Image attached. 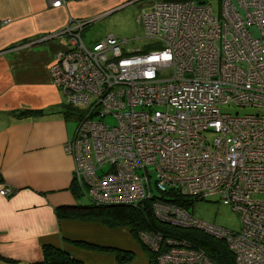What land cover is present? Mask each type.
Listing matches in <instances>:
<instances>
[{
	"label": "built area",
	"instance_id": "built-area-1",
	"mask_svg": "<svg viewBox=\"0 0 264 264\" xmlns=\"http://www.w3.org/2000/svg\"><path fill=\"white\" fill-rule=\"evenodd\" d=\"M147 9L136 19L142 35L131 39L109 35L87 46L86 21L56 33L67 47L50 64V80L78 111L63 145L72 178L90 205L147 203L164 226L223 240L234 264H264V0H221L217 14L195 1ZM228 105L255 112L222 113ZM177 196L217 197L238 214L239 228L194 218ZM138 238L155 264H213L182 239Z\"/></svg>",
	"mask_w": 264,
	"mask_h": 264
},
{
	"label": "crops",
	"instance_id": "crops-1",
	"mask_svg": "<svg viewBox=\"0 0 264 264\" xmlns=\"http://www.w3.org/2000/svg\"><path fill=\"white\" fill-rule=\"evenodd\" d=\"M47 1L0 0V264H40L45 246L80 264H148L127 228L55 214L59 206L78 204L70 191L73 161L63 151L75 126L49 76L55 55L67 47L56 33L95 22L131 0H76L59 8ZM115 252L132 258L120 263Z\"/></svg>",
	"mask_w": 264,
	"mask_h": 264
},
{
	"label": "trees",
	"instance_id": "trees-1",
	"mask_svg": "<svg viewBox=\"0 0 264 264\" xmlns=\"http://www.w3.org/2000/svg\"><path fill=\"white\" fill-rule=\"evenodd\" d=\"M175 2L195 1L204 2L207 0H171ZM87 27V26H86ZM72 108L64 104V114L67 118L75 121V117L70 111ZM26 111L21 116H26ZM77 187L73 178L70 184V191L77 200L81 199L82 191ZM175 202L187 209L193 201L177 196ZM58 219H79L82 221L98 222L107 228H127L131 237L138 244L148 259V264H155V254L142 245L138 238L140 232H160L165 237L182 239L188 242L192 248L201 250L213 264H234L233 257L223 240H217L200 231L194 229H176L160 224L152 215L149 205L144 207L128 206H95L86 204H76L74 206H59L55 209ZM99 250H106L99 248ZM118 262H128L132 256L127 252H115ZM8 264H14L5 261ZM40 264H80L73 259L67 252L53 247L45 246L42 248V259Z\"/></svg>",
	"mask_w": 264,
	"mask_h": 264
},
{
	"label": "rangeland",
	"instance_id": "rangeland-1",
	"mask_svg": "<svg viewBox=\"0 0 264 264\" xmlns=\"http://www.w3.org/2000/svg\"><path fill=\"white\" fill-rule=\"evenodd\" d=\"M157 1L168 2L171 0H131L128 4L113 13L104 15L95 22L89 23L86 28L87 30L85 29L81 36L83 43L86 45L85 42L89 38L98 39L99 37L104 38L109 35L114 36L118 40L131 39L136 34L139 36L142 35V22L140 20V22L137 23L136 19L142 12L149 11L147 6ZM204 2L210 6L213 13L217 14L219 12L221 0H207ZM251 31L253 36H257V32L254 27L251 28ZM147 43L148 41L143 40L137 45L134 43L129 45L139 46L146 45ZM149 50H151V48L147 47L146 51ZM220 111L231 115H244L254 113L255 109L228 105L222 106ZM70 113L75 117L78 115V111L76 110H71ZM104 122L110 124L111 119L105 118ZM68 124L74 128L76 123L72 119L68 120ZM149 171H152V168H150ZM152 181L153 177L151 178V183ZM186 199L190 200L189 198ZM261 200H264V196L261 197ZM76 202L80 205L86 204V201L83 198L77 200ZM189 211L194 218L204 223L233 231L239 228L238 214L233 212L230 207L221 205L217 197H210L209 199L203 201H193L190 204Z\"/></svg>",
	"mask_w": 264,
	"mask_h": 264
},
{
	"label": "water",
	"instance_id": "water-1",
	"mask_svg": "<svg viewBox=\"0 0 264 264\" xmlns=\"http://www.w3.org/2000/svg\"><path fill=\"white\" fill-rule=\"evenodd\" d=\"M199 4H201L202 2H198Z\"/></svg>",
	"mask_w": 264,
	"mask_h": 264
}]
</instances>
